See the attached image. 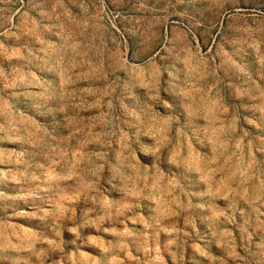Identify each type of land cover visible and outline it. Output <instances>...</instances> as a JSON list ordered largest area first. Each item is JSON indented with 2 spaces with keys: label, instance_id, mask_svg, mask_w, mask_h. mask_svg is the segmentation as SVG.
<instances>
[{
  "label": "rangeland",
  "instance_id": "374dc122",
  "mask_svg": "<svg viewBox=\"0 0 264 264\" xmlns=\"http://www.w3.org/2000/svg\"><path fill=\"white\" fill-rule=\"evenodd\" d=\"M0 264H264V0H0Z\"/></svg>",
  "mask_w": 264,
  "mask_h": 264
}]
</instances>
